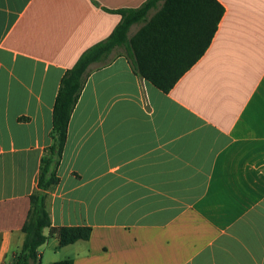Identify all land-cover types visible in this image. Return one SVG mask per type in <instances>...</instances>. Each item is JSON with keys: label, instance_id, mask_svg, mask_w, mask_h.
<instances>
[{"label": "crops", "instance_id": "crops-1", "mask_svg": "<svg viewBox=\"0 0 264 264\" xmlns=\"http://www.w3.org/2000/svg\"><path fill=\"white\" fill-rule=\"evenodd\" d=\"M146 1L0 0V264L22 249L64 73L121 21L104 8ZM218 1L211 45L169 93L125 55L90 74L46 205L92 234L60 246L46 228L42 263L264 264V0Z\"/></svg>", "mask_w": 264, "mask_h": 264}, {"label": "trees", "instance_id": "trees-1", "mask_svg": "<svg viewBox=\"0 0 264 264\" xmlns=\"http://www.w3.org/2000/svg\"><path fill=\"white\" fill-rule=\"evenodd\" d=\"M104 9L121 15V21L106 39L86 49L61 79L53 108L52 144L41 159L37 190L30 196L31 207L22 228L25 239L15 264H73L72 259L42 263L38 249L49 236L56 235L60 246L91 237L90 226H53L46 205V191L60 182L57 170L71 115L90 74L125 55L138 75L169 93L205 54L225 13L218 0H147L138 8ZM134 25L140 28L130 36ZM46 228L49 236L44 233Z\"/></svg>", "mask_w": 264, "mask_h": 264}, {"label": "rangeland", "instance_id": "rangeland-1", "mask_svg": "<svg viewBox=\"0 0 264 264\" xmlns=\"http://www.w3.org/2000/svg\"><path fill=\"white\" fill-rule=\"evenodd\" d=\"M160 4H161V3H160ZM157 10H158V9L152 10V11L150 12L149 17H152V16L157 12ZM139 28H140V25L136 26V29H137V30H138ZM136 29H135V30H136ZM44 261H47V258H45Z\"/></svg>", "mask_w": 264, "mask_h": 264}]
</instances>
